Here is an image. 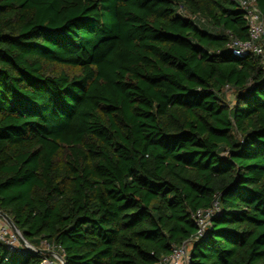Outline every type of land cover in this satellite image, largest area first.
Returning <instances> with one entry per match:
<instances>
[{
	"label": "trees",
	"instance_id": "trees-1",
	"mask_svg": "<svg viewBox=\"0 0 264 264\" xmlns=\"http://www.w3.org/2000/svg\"><path fill=\"white\" fill-rule=\"evenodd\" d=\"M232 38L231 0H0V211L65 264H158L217 203L189 264H264V68Z\"/></svg>",
	"mask_w": 264,
	"mask_h": 264
},
{
	"label": "built area",
	"instance_id": "built-area-1",
	"mask_svg": "<svg viewBox=\"0 0 264 264\" xmlns=\"http://www.w3.org/2000/svg\"><path fill=\"white\" fill-rule=\"evenodd\" d=\"M239 5L244 12L245 20L248 25V39L242 41L232 38L229 49L239 57L254 55L259 57L264 68V22L256 0H231ZM219 212L218 204L207 210H199L192 215L198 227L195 239L183 243L181 246H174L172 252L163 257L158 264H189L191 245L194 240L202 236L210 226L213 216ZM0 243L12 252H30L43 256L41 264H63L58 257H50L39 252L32 246L23 245L19 236L10 226L0 217ZM46 250L53 251L62 256L63 249L47 245ZM63 257V256H62Z\"/></svg>",
	"mask_w": 264,
	"mask_h": 264
},
{
	"label": "water",
	"instance_id": "water-1",
	"mask_svg": "<svg viewBox=\"0 0 264 264\" xmlns=\"http://www.w3.org/2000/svg\"><path fill=\"white\" fill-rule=\"evenodd\" d=\"M0 217L10 226V228L19 236L20 238V241L23 245H27V246H32L33 248H35L33 245H31L24 237V235L17 229V227L15 226V224L13 223V221L6 215L4 214L3 212L0 211ZM39 250V252L41 253H44V254H47L49 256H52V257H58L61 262L63 264H65V261H64V258L58 254H56L55 252L53 251H48L46 249H37Z\"/></svg>",
	"mask_w": 264,
	"mask_h": 264
},
{
	"label": "rangeland",
	"instance_id": "rangeland-1",
	"mask_svg": "<svg viewBox=\"0 0 264 264\" xmlns=\"http://www.w3.org/2000/svg\"><path fill=\"white\" fill-rule=\"evenodd\" d=\"M196 23H198L199 25H202L203 26V22L202 21H199V20H196ZM226 92V96H227V100L228 102L230 103H233L234 102V95L232 92H228V91H225ZM47 248V244L46 243H43L42 245H40V248L39 249H46ZM35 249H38L35 247Z\"/></svg>",
	"mask_w": 264,
	"mask_h": 264
}]
</instances>
